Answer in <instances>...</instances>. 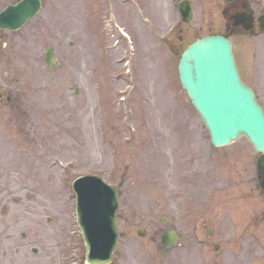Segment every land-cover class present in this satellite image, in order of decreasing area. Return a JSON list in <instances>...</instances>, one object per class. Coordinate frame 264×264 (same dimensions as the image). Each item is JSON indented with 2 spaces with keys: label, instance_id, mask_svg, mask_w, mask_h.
Instances as JSON below:
<instances>
[{
  "label": "rangeland",
  "instance_id": "rangeland-1",
  "mask_svg": "<svg viewBox=\"0 0 264 264\" xmlns=\"http://www.w3.org/2000/svg\"><path fill=\"white\" fill-rule=\"evenodd\" d=\"M191 1L185 23L177 0H45L20 30L0 29V86L12 97L0 100V264H88L72 189L86 173L119 188L110 264H264L249 237L194 231L201 192L177 176L179 157L187 174L219 155L178 65L190 42L228 28L215 0ZM235 42L241 76L264 106V38ZM238 150L231 165L252 162L246 137L226 151ZM173 225L180 240L166 248L161 234Z\"/></svg>",
  "mask_w": 264,
  "mask_h": 264
},
{
  "label": "water",
  "instance_id": "water-1",
  "mask_svg": "<svg viewBox=\"0 0 264 264\" xmlns=\"http://www.w3.org/2000/svg\"><path fill=\"white\" fill-rule=\"evenodd\" d=\"M180 8L185 21H190L192 5L183 1ZM39 10V0H23L9 6L0 13V27L19 29ZM51 56L50 49L46 57L49 65ZM180 73L216 145L228 144L246 134L257 150L264 152V114L253 91L240 80L227 38L210 36L194 42L183 54ZM259 165L264 173L263 157ZM73 187L78 195V221L86 242L87 261L106 264L112 260L119 238L115 222L117 189L91 175L78 178ZM177 239L173 231L162 235L165 246H171Z\"/></svg>",
  "mask_w": 264,
  "mask_h": 264
},
{
  "label": "flooded vegetation",
  "instance_id": "flooded-vegetation-1",
  "mask_svg": "<svg viewBox=\"0 0 264 264\" xmlns=\"http://www.w3.org/2000/svg\"><path fill=\"white\" fill-rule=\"evenodd\" d=\"M217 6L228 10L231 30L241 35H261L257 19L264 15V0H216ZM253 19L252 28L247 30L239 22L242 13ZM181 161V157L178 158ZM176 161L170 157V163ZM214 165L208 169L184 173L192 177L201 193L197 196V221L195 231L209 233H238L253 238L264 256V188L259 169L251 168V163L243 167ZM223 181V194L214 193L216 181ZM211 190L208 195L205 192ZM206 197V198H205Z\"/></svg>",
  "mask_w": 264,
  "mask_h": 264
}]
</instances>
